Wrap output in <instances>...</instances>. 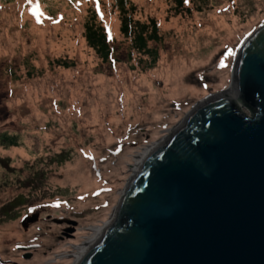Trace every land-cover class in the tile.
<instances>
[{
	"label": "rangeland",
	"instance_id": "obj_1",
	"mask_svg": "<svg viewBox=\"0 0 264 264\" xmlns=\"http://www.w3.org/2000/svg\"><path fill=\"white\" fill-rule=\"evenodd\" d=\"M88 1L39 0L38 23L27 0H0V264H71L139 154L229 86L235 46L264 23L262 0H185L189 15L175 0H129L160 28L149 68L128 60L115 0H100L113 51L102 64L82 37Z\"/></svg>",
	"mask_w": 264,
	"mask_h": 264
},
{
	"label": "water",
	"instance_id": "obj_2",
	"mask_svg": "<svg viewBox=\"0 0 264 264\" xmlns=\"http://www.w3.org/2000/svg\"><path fill=\"white\" fill-rule=\"evenodd\" d=\"M155 146L76 264H264V23Z\"/></svg>",
	"mask_w": 264,
	"mask_h": 264
},
{
	"label": "trees",
	"instance_id": "obj_3",
	"mask_svg": "<svg viewBox=\"0 0 264 264\" xmlns=\"http://www.w3.org/2000/svg\"><path fill=\"white\" fill-rule=\"evenodd\" d=\"M96 1V7L94 2L88 1L89 8H87V18L85 17V22L83 24V39L87 47L93 51L95 57L102 63L107 64L110 62L113 56L112 48L110 47L108 36L105 29L100 25L98 21V10L101 6L100 0ZM206 0H190V2H200L203 3ZM264 3V0H262ZM185 0H175V9L178 14L186 13L189 15L191 12L187 8H183ZM115 7L118 10L119 16V34L124 39V41L129 43L128 60H132L133 56L146 58L148 61L149 68H152L158 59L157 50L150 48L149 44H159L161 43L162 37L160 35V28L158 22L154 18H147L146 21H140L136 18L137 7L129 0H115ZM184 9V10H182ZM178 16V15H177ZM98 22V23H97ZM251 34L250 30H247L243 36V39L238 42L237 49L241 43ZM235 49V48H234ZM141 61V59H139ZM58 65L67 67V63H58ZM225 90L222 89L221 91ZM116 150V149H115ZM111 151V153H106L108 156L113 157L118 153L116 151ZM111 154V155H110ZM98 179H102L107 182L105 188L113 190V185L110 180L105 175H98ZM111 187H109V186ZM118 186V185H117ZM103 192V191H102ZM105 196V195H103ZM80 243L82 240L78 239Z\"/></svg>",
	"mask_w": 264,
	"mask_h": 264
},
{
	"label": "bare ground",
	"instance_id": "obj_4",
	"mask_svg": "<svg viewBox=\"0 0 264 264\" xmlns=\"http://www.w3.org/2000/svg\"><path fill=\"white\" fill-rule=\"evenodd\" d=\"M155 145L156 144L144 150L145 151L144 153L139 154V156L136 159L137 160L136 165L133 167L134 170L138 168L139 164L143 161L144 157H146L149 154V152L156 147ZM107 225L108 224L104 223L103 226H99L94 229H91V231L93 232V235L90 234V236L88 235L89 237L88 236L81 237L86 242H83V243L81 242L82 245H78V246L74 245L75 247L73 248V252L70 257L71 259H73L71 264H76L81 259V257L85 254L87 247L100 236L101 232L103 231V228L106 227Z\"/></svg>",
	"mask_w": 264,
	"mask_h": 264
},
{
	"label": "snow or ice",
	"instance_id": "obj_5",
	"mask_svg": "<svg viewBox=\"0 0 264 264\" xmlns=\"http://www.w3.org/2000/svg\"><path fill=\"white\" fill-rule=\"evenodd\" d=\"M30 7L31 14L36 18L37 22H42L41 17L43 16V12L41 11V7L39 4V0H36L34 3L33 0H27Z\"/></svg>",
	"mask_w": 264,
	"mask_h": 264
},
{
	"label": "flooded vegetation",
	"instance_id": "obj_6",
	"mask_svg": "<svg viewBox=\"0 0 264 264\" xmlns=\"http://www.w3.org/2000/svg\"><path fill=\"white\" fill-rule=\"evenodd\" d=\"M24 255V254H23ZM23 255H21V256H23ZM30 256H31V254H25L23 257L25 258V259H28V258H30Z\"/></svg>",
	"mask_w": 264,
	"mask_h": 264
}]
</instances>
